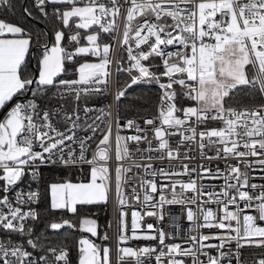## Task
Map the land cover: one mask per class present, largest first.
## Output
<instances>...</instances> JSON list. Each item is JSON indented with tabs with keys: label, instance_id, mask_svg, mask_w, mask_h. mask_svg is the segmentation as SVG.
I'll return each mask as SVG.
<instances>
[{
	"label": "snow or ice",
	"instance_id": "6c2138e0",
	"mask_svg": "<svg viewBox=\"0 0 264 264\" xmlns=\"http://www.w3.org/2000/svg\"><path fill=\"white\" fill-rule=\"evenodd\" d=\"M31 5L23 7V17L55 21L51 41L40 43L45 30L33 37L23 24L0 18V264H72L68 241L60 238L75 232L88 234L76 239V264H264V183L250 182L253 172L264 173V0H31ZM13 8V0H0V12ZM148 12L154 20L146 18ZM165 14L173 21L168 31L156 22ZM137 17L144 19L132 44ZM172 46L175 50L166 51ZM113 65L116 103L134 85L153 84L160 90L153 115L124 118L117 111L113 117L110 104L89 105L111 94ZM242 89L261 102L236 99ZM173 136L181 137L175 146ZM197 147L202 160H223V168L134 163L195 159ZM152 152L157 155H148ZM50 166L79 171L88 166V177L42 186L41 168ZM133 166L145 177L142 196L130 186L143 212L125 208ZM177 188L183 190L179 195ZM113 192L119 201L115 250L92 239L112 238L84 215L108 204ZM41 204L46 206L36 207ZM165 206L179 207L187 230L198 235L181 236L179 225L169 235L142 223L145 215L162 223ZM42 212L57 215L37 231ZM140 240L156 243H131ZM246 248L259 252L245 259Z\"/></svg>",
	"mask_w": 264,
	"mask_h": 264
},
{
	"label": "built area",
	"instance_id": "2783aa9c",
	"mask_svg": "<svg viewBox=\"0 0 264 264\" xmlns=\"http://www.w3.org/2000/svg\"><path fill=\"white\" fill-rule=\"evenodd\" d=\"M154 13L148 12L147 13V19L149 21L154 20ZM144 19V17H137L132 21V25H131V31H130V43L134 44V37H135V30L137 28V26L141 23V20ZM157 23H159L161 26L164 27L165 31H168L171 27V25L173 24V21L171 20L170 17H168L166 14L158 21H156ZM123 31V23L121 24V32ZM174 46L169 47L168 49H166V51H173ZM115 53L117 56H119L121 54V47H120V43H119V38L117 40V44H116V49H115ZM171 62H179L178 60H174ZM155 63H160L159 59L157 58L155 60ZM152 86H155L153 84H149ZM159 90V89H158ZM116 92V74H115V66L113 65V75L111 77V94L104 96L102 98L96 99L93 98L91 100L88 101L89 105H101V104H110L111 105V111L113 114V117H115L116 113H117V103L116 101L113 99L114 95ZM160 92V90H159ZM159 92H158V98L157 101L159 100ZM52 103H56V101H52ZM184 104H187L185 102H183ZM67 105L69 110H71V101H67ZM156 112V109L154 111V113ZM153 113V114H154ZM151 114V115H153ZM151 115H136V116H122L124 118H140L142 116H151ZM214 126H218L215 123H211L209 124V127H214ZM113 132L115 134V125L113 126ZM124 135H130V134H134L132 132H124ZM180 136H173L170 137L169 139L171 140V142L173 143V146H175V142L180 140ZM148 141H150L153 145H155L157 143V141L154 139L152 132H148ZM148 142H144L141 143L139 145L140 148H145L147 146ZM131 147L134 149L136 148L135 144H132ZM185 149H181V152H183ZM148 155H151L153 157H155L157 155V153H148ZM191 155L195 156V159H191V160H182V161H176V160H157V159H152V160H144V161H135L134 163H150L152 164L154 167H160V166H169V167H175L178 163L183 164V163H187L190 166L191 165H200V164H205V165H211L212 167H215L216 165H219L220 167L223 168L225 161L223 160H207L204 159L202 160L200 158L199 155V149L198 147L195 149L194 152L191 153ZM209 155H212L211 152H209ZM230 163L235 164L236 161L232 160L230 161ZM241 169L244 170V165L241 164ZM124 167L127 168L129 167V163L127 161L124 162ZM46 168H60L59 166H55V167H43L41 168V175L44 169ZM83 169H87L88 170V166H84ZM132 173L135 174L132 176L131 180L129 181V184L125 185L124 187V191L125 194L127 195V205L125 206L126 209L128 210H138L143 212V207L140 201L135 200L132 195H131V185H135L137 188V191L140 192L141 196L143 195V189H142V181L145 178L144 174L142 172V170L138 171V169L133 166L132 167ZM252 175L255 177V180H252L250 182H255V183H264V173H260L258 170L256 172H253ZM151 178V177H148ZM186 179V178H185ZM28 178L25 177V181H27ZM157 180L159 182V177H157ZM205 183H212V184H220L222 183V181H205ZM26 186V184H25ZM35 186V185H33ZM219 189H217L218 191ZM177 194L179 195L181 192H183L182 189L177 188ZM36 207H40V205L36 206ZM118 207H119V201L118 198L116 197L115 193L113 192L112 194H110V199L108 202V235L112 238L111 241H107L106 244L111 243L113 249L115 250L116 248V244H117V234H118ZM210 207L215 208V205H210ZM165 212L168 214L166 216V218L164 219V221L161 223V221L156 217V216H144L142 223L143 224H153L155 226L158 227H163V230L168 233L169 235H174L177 233V228L174 227L173 225H179V226H183L180 228L179 233L181 236L187 237V236H197L198 232L197 231H191L189 232L187 230V222L185 220L184 214L182 212V210L179 207H169V206H165ZM249 214H255L254 212H251ZM201 231L207 233V232H214L216 231L215 229H202ZM2 235V234H0ZM166 242H171V243H176V242H180L183 243V241L181 240H169ZM212 242H216V241H212ZM131 243L133 244H138V245H143V244H155V241H144V240H140V241H132ZM244 252V258L245 259H253L255 258V256L258 254L259 250L255 249V248H246L242 250Z\"/></svg>",
	"mask_w": 264,
	"mask_h": 264
},
{
	"label": "trees",
	"instance_id": "16d2710c",
	"mask_svg": "<svg viewBox=\"0 0 264 264\" xmlns=\"http://www.w3.org/2000/svg\"><path fill=\"white\" fill-rule=\"evenodd\" d=\"M13 4L14 8L10 13L0 12V18L23 24L31 31L33 37H35L38 33H41L42 30H45L47 34L42 35L40 43L51 41L52 33L56 27L55 21L51 16L46 21L43 19V17H41L39 21L30 20L26 17H23L22 11L24 6H28L31 9V0H13ZM34 15H36L35 11ZM35 52V49L31 50L32 55L35 54ZM72 75V71H69L68 77H71ZM158 92L159 90L156 86L149 84L134 85L132 88L128 89V94L125 96V98L119 104H117V111L120 112L121 116L151 115L156 109L155 105L158 98ZM247 93L248 89L238 90L236 99L241 100L243 103H249L250 101L254 103L261 102L258 94H256V97L253 100V97ZM182 102L188 104V101L186 100ZM86 171L87 170L85 169H83V171H79L62 168H46L42 172V186H46L49 181H59L62 179H71L74 182L86 180L88 177V172ZM45 206V204H41L39 208H44ZM55 215L57 214L51 212H42L41 222L36 225L37 231L45 230L46 222L50 219H53ZM84 215L97 219L99 222V232L101 234L107 232L108 234V205L93 206L92 208L86 209ZM80 234L82 233L75 232L67 237L60 238L66 239L68 241V246L71 248L70 255L72 257V264H76L77 251L75 242ZM95 241H98L99 244L107 243V241H103L99 237L95 239Z\"/></svg>",
	"mask_w": 264,
	"mask_h": 264
},
{
	"label": "rangeland",
	"instance_id": "374dc122",
	"mask_svg": "<svg viewBox=\"0 0 264 264\" xmlns=\"http://www.w3.org/2000/svg\"><path fill=\"white\" fill-rule=\"evenodd\" d=\"M105 39H107V37H105ZM33 49H35V46L33 47ZM37 53L35 52V54H33V56H35ZM69 78H73V75L71 76V77H69ZM189 103V102H188ZM2 112V111H1ZM0 112V113H1ZM85 170H87V169H85ZM86 172H88V170L86 171ZM106 205H108V204H106ZM107 233V232H106ZM80 235H86V234H80ZM93 239V238H92ZM93 240H95V239H93ZM96 243H98V241H95ZM99 244V243H98ZM101 245H104V244H101Z\"/></svg>",
	"mask_w": 264,
	"mask_h": 264
},
{
	"label": "water",
	"instance_id": "95a60500",
	"mask_svg": "<svg viewBox=\"0 0 264 264\" xmlns=\"http://www.w3.org/2000/svg\"><path fill=\"white\" fill-rule=\"evenodd\" d=\"M4 115V113L2 112L1 114H0V116H3ZM88 218H92V219H95V218H93V217H88ZM97 222H98V220L97 219H95ZM98 224H99V222H98ZM86 235H88V234H86ZM98 237H94L93 239H97Z\"/></svg>",
	"mask_w": 264,
	"mask_h": 264
}]
</instances>
